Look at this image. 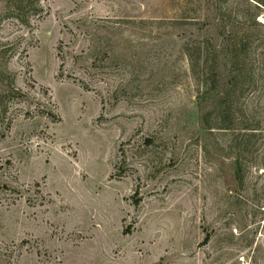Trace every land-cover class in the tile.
Returning a JSON list of instances; mask_svg holds the SVG:
<instances>
[{
    "label": "rangeland",
    "instance_id": "374dc122",
    "mask_svg": "<svg viewBox=\"0 0 264 264\" xmlns=\"http://www.w3.org/2000/svg\"><path fill=\"white\" fill-rule=\"evenodd\" d=\"M0 264H264V0H0Z\"/></svg>",
    "mask_w": 264,
    "mask_h": 264
},
{
    "label": "trees",
    "instance_id": "16d2710c",
    "mask_svg": "<svg viewBox=\"0 0 264 264\" xmlns=\"http://www.w3.org/2000/svg\"><path fill=\"white\" fill-rule=\"evenodd\" d=\"M208 240H209V237H206L204 243H207Z\"/></svg>",
    "mask_w": 264,
    "mask_h": 264
}]
</instances>
